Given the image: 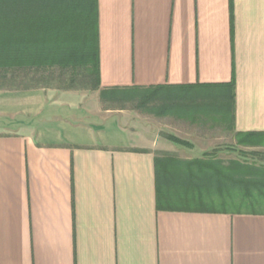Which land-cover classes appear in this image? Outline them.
<instances>
[{
  "label": "crops",
  "instance_id": "obj_1",
  "mask_svg": "<svg viewBox=\"0 0 264 264\" xmlns=\"http://www.w3.org/2000/svg\"><path fill=\"white\" fill-rule=\"evenodd\" d=\"M97 12L101 88L233 81L221 122L240 140L264 132V0H97ZM46 75L0 67V264H264L263 211L198 209L170 183L232 161L153 120L10 83Z\"/></svg>",
  "mask_w": 264,
  "mask_h": 264
},
{
  "label": "trees",
  "instance_id": "obj_2",
  "mask_svg": "<svg viewBox=\"0 0 264 264\" xmlns=\"http://www.w3.org/2000/svg\"><path fill=\"white\" fill-rule=\"evenodd\" d=\"M26 39L29 44H26ZM26 47L29 55L24 52L27 51ZM11 50L13 56L9 55ZM99 61L97 0H0V67L29 66L44 69L46 74L59 69L62 73L68 72L72 77L83 74L82 76L96 81L94 88L100 90L103 98L122 93L127 96L122 97L127 99L131 95L138 97L144 91L146 94L142 96L140 105L160 100L169 109L198 104L201 107L214 108L213 113H219L223 118H231L234 114L233 81L190 87L152 85L101 88ZM185 88L198 90V100L194 99L188 105L180 101L181 98L173 91ZM128 91L134 93H127ZM241 135L245 138H257L264 137V132ZM168 138L185 143L174 135H168ZM194 163L200 164L199 160ZM206 167V171L202 165L198 172H190L186 177L185 174L171 175L170 183L183 187L185 196L192 199L190 204L193 207L205 211L229 212L226 201L230 197L233 201H241H232L238 208L244 202L258 204L264 201V166L232 161L229 166L213 164ZM161 176L159 174V183ZM165 176L170 178V175ZM214 194L221 198V202L209 201L208 197L213 198Z\"/></svg>",
  "mask_w": 264,
  "mask_h": 264
},
{
  "label": "rangeland",
  "instance_id": "obj_3",
  "mask_svg": "<svg viewBox=\"0 0 264 264\" xmlns=\"http://www.w3.org/2000/svg\"><path fill=\"white\" fill-rule=\"evenodd\" d=\"M48 74L45 77L13 79L10 83L15 87L40 85L45 87L48 93L57 97L68 93L72 102L87 105L95 111L99 110L106 114L124 111L128 116L130 115L131 118L133 117L138 121L153 120L155 121L153 125L156 132L159 131L164 136L173 133L184 139L195 141L194 145L202 144L214 147L211 149V151H215L212 155H215L216 160H220L221 163L228 164L231 161H239L244 164L264 166V137L240 140L241 137L238 136L236 139L233 135L231 136L229 124L221 122L222 116L214 114L216 112L213 113L214 108L201 107L198 104L190 107L189 102H194V99L198 100L200 97L198 90L173 91L181 98L180 101L182 100L188 107L177 106L169 109L164 107L160 100L140 105L142 96L146 94L144 91L138 97L131 95L132 97L127 99L122 97L123 95L126 96L122 93L111 95L110 98H103L100 90L94 88L96 81L87 76H82L83 74L72 77L68 72L62 73L59 69ZM127 93L133 94L134 92L128 91ZM202 96L207 97V95ZM232 201H226L229 211L234 212L239 209L264 212V201L259 202L260 204L256 202L250 204L251 201L244 202L239 208L235 207ZM218 202L221 201H216V203ZM233 202L239 203L241 201Z\"/></svg>",
  "mask_w": 264,
  "mask_h": 264
}]
</instances>
